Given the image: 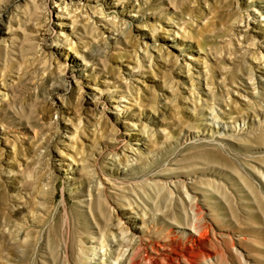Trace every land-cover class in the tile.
Segmentation results:
<instances>
[{
    "label": "rangeland",
    "instance_id": "obj_1",
    "mask_svg": "<svg viewBox=\"0 0 264 264\" xmlns=\"http://www.w3.org/2000/svg\"><path fill=\"white\" fill-rule=\"evenodd\" d=\"M0 264H264V0H0Z\"/></svg>",
    "mask_w": 264,
    "mask_h": 264
}]
</instances>
